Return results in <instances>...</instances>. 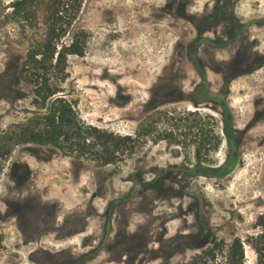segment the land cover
Wrapping results in <instances>:
<instances>
[{
  "label": "rangeland",
  "instance_id": "374dc122",
  "mask_svg": "<svg viewBox=\"0 0 264 264\" xmlns=\"http://www.w3.org/2000/svg\"><path fill=\"white\" fill-rule=\"evenodd\" d=\"M14 1L0 0V210L22 212L0 221V264H224L264 212V0H59L57 49L82 54L66 55L58 94L81 122L131 137L107 165L11 132L39 107L20 75L35 28ZM232 15L252 19L241 36L194 50L212 82L222 64L252 72L230 85L226 135L219 109L194 110L189 57L194 24L232 39Z\"/></svg>",
  "mask_w": 264,
  "mask_h": 264
},
{
  "label": "trees",
  "instance_id": "16d2710c",
  "mask_svg": "<svg viewBox=\"0 0 264 264\" xmlns=\"http://www.w3.org/2000/svg\"><path fill=\"white\" fill-rule=\"evenodd\" d=\"M12 7L15 13L29 18L35 28L20 75L32 85L39 107L11 132L21 136L22 140L52 146L64 155L88 156L97 163L110 164L119 150L131 142L130 135H116L81 122L70 100L64 94H58V74L64 73L66 55L82 54L77 42L57 49L56 40L65 31L61 23L63 10L60 1L15 0ZM255 227L257 230L244 239H232L223 255L224 264H245V246L254 252L256 264H264V212L257 216ZM218 245L214 244L210 257H215ZM200 259L201 256L196 258Z\"/></svg>",
  "mask_w": 264,
  "mask_h": 264
},
{
  "label": "flooded vegetation",
  "instance_id": "af4514ba",
  "mask_svg": "<svg viewBox=\"0 0 264 264\" xmlns=\"http://www.w3.org/2000/svg\"><path fill=\"white\" fill-rule=\"evenodd\" d=\"M216 13L215 15H220V9H216L214 10ZM227 14V13H226ZM233 17L230 18L231 21H233L235 23V27H238V30L234 33H232V39H224L225 37H223V35H216L214 38L210 37V34L208 33L209 30L205 27V29H201L200 25L194 24L195 26V33H194V37L191 40L190 43V63L193 66V69L195 70V74L198 77L199 81L197 83H195L194 88L192 89V94H193V98H192V104L195 105V109L194 110H199L200 108H205L208 110H212L213 108H217L219 109L220 113H221V117H222V131L227 135L229 132H232L233 129V125H232V120H233V115H232V110L229 107V96H230V85L232 83L233 80L240 78V77H244L246 75H250L252 74L251 71H248L249 69L247 68V70H234L231 72L227 71V67L223 66V64L221 65V67L216 71V74L219 76V78L215 81L212 82L209 80V73L208 71H205L206 69L208 70V65L209 62H203L202 59L200 57H198L197 55H195V49L198 48L200 45H209V46H213V47H223V46H227L234 38L241 36L240 32H245L246 28L250 26V23L252 21V19H240L235 17L234 15H232ZM256 21V24H260L263 23L262 20L263 19H254ZM205 23L207 20H203ZM208 64V65H207ZM240 68V67H239ZM201 92V95L198 96V92ZM77 114V112H76ZM195 115V113L193 114ZM211 119V118H210ZM91 125V124H90ZM96 126V125H93ZM207 126V125H206ZM99 127V126H97ZM210 131L205 130V136L206 138H208L207 133H209ZM50 148H54L52 146H50ZM55 149V148H54ZM58 151V150H57ZM234 154H236V152H233ZM62 154V153H61ZM64 155V154H62ZM65 156H69V155H65ZM79 159H83V157H77ZM3 206L6 207V215L1 214V210H0V221H4L7 218L10 217V215L15 216L16 218H19V213L22 212L21 209V204L19 202L14 201H5L3 202ZM16 227V229H18L20 234V225H16L14 226ZM44 232L40 231V234L42 235ZM24 239H35L34 236L32 235H27L22 234ZM5 241H4V236L3 233L0 232V253L4 252V247L3 245H5ZM17 246H19V243H16ZM35 248L34 249H30V254L32 255L35 252Z\"/></svg>",
  "mask_w": 264,
  "mask_h": 264
}]
</instances>
